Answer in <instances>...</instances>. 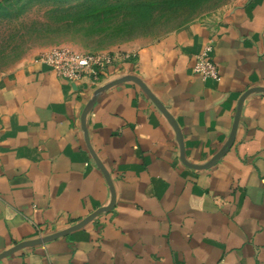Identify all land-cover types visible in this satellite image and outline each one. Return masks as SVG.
<instances>
[{"label": "crops", "instance_id": "obj_1", "mask_svg": "<svg viewBox=\"0 0 264 264\" xmlns=\"http://www.w3.org/2000/svg\"><path fill=\"white\" fill-rule=\"evenodd\" d=\"M217 80L192 71L205 46ZM98 86L56 77L27 55L0 76V264H264V94L246 97L232 146L207 169L180 159L166 117L131 81L138 77L181 131L186 161L207 163L225 144L241 95L264 87V0L135 44ZM91 103V104H90Z\"/></svg>", "mask_w": 264, "mask_h": 264}, {"label": "rangeland", "instance_id": "obj_2", "mask_svg": "<svg viewBox=\"0 0 264 264\" xmlns=\"http://www.w3.org/2000/svg\"><path fill=\"white\" fill-rule=\"evenodd\" d=\"M237 3L239 0H4L0 6V76L24 56H36L52 47L126 53L135 44L157 40L193 21L220 16ZM100 9L104 13L96 18Z\"/></svg>", "mask_w": 264, "mask_h": 264}, {"label": "built area", "instance_id": "obj_3", "mask_svg": "<svg viewBox=\"0 0 264 264\" xmlns=\"http://www.w3.org/2000/svg\"><path fill=\"white\" fill-rule=\"evenodd\" d=\"M210 52L211 47L205 46L192 67V71L202 80L218 79L217 66ZM129 59H133L132 53L79 52L67 47H52L36 55L34 62L44 65L58 78L98 86L108 67Z\"/></svg>", "mask_w": 264, "mask_h": 264}, {"label": "water", "instance_id": "obj_4", "mask_svg": "<svg viewBox=\"0 0 264 264\" xmlns=\"http://www.w3.org/2000/svg\"><path fill=\"white\" fill-rule=\"evenodd\" d=\"M126 81H131L135 84H137L142 91L147 95V97L153 102V104L161 111V113L166 117V119L168 120V122L170 123V125L173 127L175 134H176V140L177 143L179 145L180 148V159L182 161V163L184 165H186L187 167L190 168H194V169H207L211 166H213L219 158H221L223 155L226 154V152L229 150V148L232 146L234 139H235V134H236V130H237V125L239 122V117H240V113H241V107L243 104V101L246 99L247 96H249L250 94L253 93H261L264 94V87H253L248 89L247 91H245L241 97L238 100L237 103V107H236V112L234 115V119H233V123H232V127L229 133V136L227 138V141L225 142V144L221 147V149L205 164L203 165H195V164H191L188 161H186L185 156H184V147H183V137L181 134V131L179 130V128L177 127L176 122L174 121V119L172 118V116L167 112V110L165 109V107L156 99V97L151 93V91L147 88V86L136 76H127L115 81H112L104 86L99 87L98 89H96L95 91V96L94 99L91 101L94 102L96 101L98 95L111 88L112 86L121 83V82H126ZM90 103V104H91ZM94 161L96 163V165L99 167V169L103 172L108 184L111 187L112 190V196H111V201L110 204L106 207H102L98 210H96L95 212L91 213L90 215H88L86 218L82 219L80 222L76 223L75 225L68 227L64 230L61 231H57L55 233L46 235L44 237L38 238V239H34L31 241H26V242H22V243H18L17 245L13 246L12 248L3 251L2 253H0V260L17 252L18 250L24 248V247H33L36 245H40V244H44L46 242H49L51 240L57 239L59 237H64L68 234H70L71 232L75 231V230H79L81 228H83L84 226H86L89 222H91L95 217H97L100 213L104 212V211H109L113 208V205L115 203V193L113 190V187L111 185V180L109 177V174L107 173L106 169L104 168V166L102 165L101 161H99V159L94 155Z\"/></svg>", "mask_w": 264, "mask_h": 264}, {"label": "trees", "instance_id": "obj_5", "mask_svg": "<svg viewBox=\"0 0 264 264\" xmlns=\"http://www.w3.org/2000/svg\"><path fill=\"white\" fill-rule=\"evenodd\" d=\"M3 1L4 0H0V6H2V4L1 3H3ZM96 0H94V2H95ZM83 4V3H82ZM85 5V4H84ZM83 5V6H84ZM91 10H93V12L95 11V9H91ZM88 12H90V9H89V11ZM98 12V9L96 10V13ZM87 13V12H86ZM101 13H104V12H102V10L100 9V12L98 13V14H96V18H99V16H100V14ZM88 14V13H87ZM89 15V14H88Z\"/></svg>", "mask_w": 264, "mask_h": 264}]
</instances>
